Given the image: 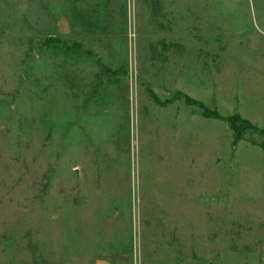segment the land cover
<instances>
[{
    "label": "rangeland",
    "instance_id": "obj_1",
    "mask_svg": "<svg viewBox=\"0 0 264 264\" xmlns=\"http://www.w3.org/2000/svg\"><path fill=\"white\" fill-rule=\"evenodd\" d=\"M233 115L264 130V0H0V264H264Z\"/></svg>",
    "mask_w": 264,
    "mask_h": 264
},
{
    "label": "trees",
    "instance_id": "obj_2",
    "mask_svg": "<svg viewBox=\"0 0 264 264\" xmlns=\"http://www.w3.org/2000/svg\"><path fill=\"white\" fill-rule=\"evenodd\" d=\"M185 103L189 107H194L197 108L199 111H201L202 116L205 119H211V120H221L222 118L218 116L216 112H211L206 110L201 104L198 102H195L194 100H191L188 97H184ZM226 123L230 126L234 138H233V144L236 145L239 143V141L242 139L244 134H246L247 131L254 132L258 135L260 138V142L258 144V147L264 154V130H258L254 126H252L250 123L244 120H240L238 116L233 115L229 116L228 118L225 119Z\"/></svg>",
    "mask_w": 264,
    "mask_h": 264
}]
</instances>
